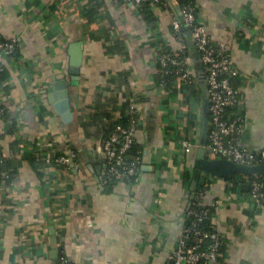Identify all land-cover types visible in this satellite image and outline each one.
Masks as SVG:
<instances>
[{"label": "crops", "instance_id": "crops-1", "mask_svg": "<svg viewBox=\"0 0 264 264\" xmlns=\"http://www.w3.org/2000/svg\"><path fill=\"white\" fill-rule=\"evenodd\" d=\"M194 1L210 38L228 46L240 72L242 140L263 148L264 0ZM167 2L143 8L125 0H0V33L18 44L0 91V149L13 172L9 181L0 178V264H58L60 252L74 264H169L186 223L202 91L191 96L179 80L158 89L157 40L180 48L171 30L178 7ZM77 41L84 58L79 84L70 86L74 120L64 124L48 89L70 76L69 48ZM187 57L200 88L199 52ZM132 95L141 114L135 143L143 174L106 188L100 148ZM193 113L198 120L189 129ZM68 147L78 154L75 164L52 166L51 186L45 155ZM204 204L214 208L225 238L219 264H264V204L219 177Z\"/></svg>", "mask_w": 264, "mask_h": 264}, {"label": "built area", "instance_id": "built-area-1", "mask_svg": "<svg viewBox=\"0 0 264 264\" xmlns=\"http://www.w3.org/2000/svg\"><path fill=\"white\" fill-rule=\"evenodd\" d=\"M142 6L144 3L167 7L168 0H125ZM180 10V14L174 17L171 24L172 34L180 44L177 51L166 49L161 41L157 40V64L156 79L158 89L166 90V75L174 74L179 80V85L190 86L196 81L191 75L188 57H183L186 50H190L186 39L185 30L191 32L195 47L199 52V60L206 76L210 94V130L207 143V155L209 158H225L239 163L251 164L264 160V147L252 149L242 140V133L246 128L245 117L239 111L242 103V89L233 81L238 79L240 72L228 46L224 42H213L206 25L198 19L197 4L194 0H171ZM18 49L16 40H6L0 35V71L8 68L14 61L13 54ZM0 82V91L3 88ZM138 97L132 95L128 100L125 111L126 125L117 124L110 134L102 141L100 153L105 158L106 169L102 178V185L109 182L131 185L143 174L141 149L133 151L136 135L140 128L141 114L137 106ZM6 113V107L0 96V114ZM124 116V115H123ZM122 116V117H123ZM121 117V118H122ZM182 146L189 150L192 146L190 138L182 139ZM77 152L68 147L59 155L50 153L45 155L47 165L48 184L50 183L51 167L62 165L64 169L75 162ZM6 157L0 149V170ZM212 177L204 183L206 188L198 189L194 199L186 211V218L191 219L185 224L177 240L176 247L168 256L169 264H219L224 252L225 238L216 228L213 221L211 208L204 204L206 190ZM52 182V181H51ZM252 192L250 197L257 203L264 201V182L257 177L251 180ZM5 199L0 198V208L4 210ZM210 214V216H209ZM210 220L207 221V217ZM58 264H74L64 252H60Z\"/></svg>", "mask_w": 264, "mask_h": 264}, {"label": "water", "instance_id": "water-1", "mask_svg": "<svg viewBox=\"0 0 264 264\" xmlns=\"http://www.w3.org/2000/svg\"><path fill=\"white\" fill-rule=\"evenodd\" d=\"M135 6V4L131 3ZM178 13L180 10L178 8ZM188 39L190 50L196 49L191 32L185 30ZM69 77L63 80L56 81L52 88H49L48 96L52 108L60 116V120L64 124H70L74 120V112L71 103L70 86L79 84L81 66L84 58L83 42H73L69 48ZM199 84L202 91L201 107L199 112V127L197 131V148L193 159V175L188 197L190 202L186 208L188 210L191 201L194 199L198 190L201 178L204 175H211L219 178H229L235 174L245 175H263L264 176V160L258 163H239L225 158H209L207 155V143L210 130V94L204 71L200 72ZM72 166L75 162L72 161ZM91 167V166H90ZM52 244L57 247L58 241L54 238Z\"/></svg>", "mask_w": 264, "mask_h": 264}, {"label": "trees", "instance_id": "trees-1", "mask_svg": "<svg viewBox=\"0 0 264 264\" xmlns=\"http://www.w3.org/2000/svg\"><path fill=\"white\" fill-rule=\"evenodd\" d=\"M150 3H144L142 5L143 8H146L147 6H149ZM0 35L2 36V38H4V36L0 33ZM188 53H189V50H186L183 54V57H187L188 56ZM14 57H17L18 56V49L15 51V53L13 54ZM193 77V76H192ZM9 78V73H8V70L7 68L4 69V70H1L0 71V82H3L4 84L7 82V79ZM194 78V81H196L195 77ZM173 79H175V76L174 74H168L166 75V80H167V86L166 88H168L171 84V82L173 81ZM233 83L236 85V86H239L237 83H236V80L233 81ZM188 91L190 92V95L191 96H201V90L200 88L198 87L197 83L195 82L193 85H190L188 86ZM128 105V104H127ZM126 114V113H125ZM125 114L122 118H119L117 120H115L113 122V124H111L110 126V129L106 131V134H105V137H107L110 132L114 129V127L117 125V124H122V125H126L128 123V120L125 118ZM198 120V116L197 114L193 113L189 116V119H188V128L189 129H193L194 126L196 125V121ZM141 149L140 147H138V145L136 143H134L133 147H132V150L133 151H137ZM62 153L59 152L57 154H55L54 156H59L61 155ZM10 168H11V165L9 164L8 160H5L4 164L2 165L1 167V170H0V178L5 180V181H9L12 179V175H13V172L10 171ZM214 178L215 176H211V175H204L201 180H200V183H199V187L198 189H202L203 187L206 188V186H204V183L209 181L210 178ZM258 178L260 179L262 182H264V176L263 175H245V174H235L229 178H224L226 180H228L229 182H231V188L234 189L235 191H239V192H246L248 194V196L251 195V192H252V184H251V180H253L254 178ZM114 185H116L115 182H109L106 184V188H112L114 187ZM264 204V201L263 203ZM211 210H210V214H213L214 213V208L210 207ZM213 211V212H212ZM209 214V216H210ZM207 217V221L210 220V217ZM191 221V219L189 217L186 218V223L185 224H189ZM225 246V245H224ZM224 249V247H223ZM61 255V254H60ZM58 262H59V259H58Z\"/></svg>", "mask_w": 264, "mask_h": 264}]
</instances>
